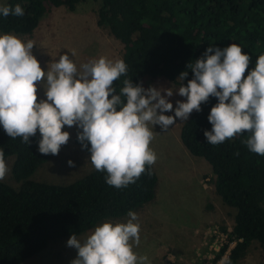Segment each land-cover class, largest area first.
I'll return each mask as SVG.
<instances>
[{
  "label": "trees",
  "instance_id": "trees-1",
  "mask_svg": "<svg viewBox=\"0 0 264 264\" xmlns=\"http://www.w3.org/2000/svg\"><path fill=\"white\" fill-rule=\"evenodd\" d=\"M85 1L5 0L8 6L19 3L24 15L0 16V32L30 34L52 8L63 5L73 10ZM97 16L121 44V59L128 66L126 74L113 82L117 91L126 77L142 85L145 77L178 84V73L208 44L236 43L249 54V67L264 52V0H100ZM215 102L210 96L200 112L193 110L182 122L179 138L191 155L208 162L215 192L235 209L232 229L213 258L217 261L234 242L227 255L232 262L253 241L264 248V156L247 149L243 133L215 145L206 142L203 130L210 128L206 116ZM38 138L37 132L25 144L0 129L5 158L15 155L11 172L18 183L0 180V264H21L51 239L80 235L103 219L126 216L129 209L134 211L155 196L158 176L153 165H146L134 183L119 189L105 183V173L94 168L68 183L30 179L52 156L37 151Z\"/></svg>",
  "mask_w": 264,
  "mask_h": 264
},
{
  "label": "clouds",
  "instance_id": "clouds-1",
  "mask_svg": "<svg viewBox=\"0 0 264 264\" xmlns=\"http://www.w3.org/2000/svg\"><path fill=\"white\" fill-rule=\"evenodd\" d=\"M8 15L23 16L24 8L0 3V16ZM34 45L0 32V129L25 144L38 132L41 154L57 155L70 135L62 128L75 126V139L92 167L105 173V183L126 188L157 159L150 147L154 127L162 132L187 120L211 96L216 102L206 116V142L215 145L243 133L247 149L264 156V52L249 67V54L236 43L208 44L178 73V84L144 87L126 77L117 91L113 82L128 67L123 59L100 56L77 66L74 53L59 52L42 69ZM174 92L184 97L175 106L169 99ZM66 163L74 165L71 159ZM8 170L0 147V179ZM139 232L137 214L129 209L124 221H102L83 238L72 233L65 242L76 252L69 264H150L147 256L133 250ZM222 264L231 261L224 257Z\"/></svg>",
  "mask_w": 264,
  "mask_h": 264
},
{
  "label": "rangeland",
  "instance_id": "rangeland-1",
  "mask_svg": "<svg viewBox=\"0 0 264 264\" xmlns=\"http://www.w3.org/2000/svg\"><path fill=\"white\" fill-rule=\"evenodd\" d=\"M4 2L0 0V3ZM99 5L100 0H88L77 3L73 10L63 5L52 8L39 19L32 33L14 34L35 43L32 52L42 69L59 52L74 53L71 58L77 66L100 56L121 59V44L109 34L105 24L99 23ZM171 83L175 84L164 77H145L143 80L144 87L149 84L168 87ZM41 95L38 89V99ZM169 99L175 106V100L184 97L174 92ZM177 122L162 132L158 126L154 127L156 132L150 147L157 156L153 166L158 183L154 198L134 210L140 224V242L133 246V250L138 255L147 256L150 264H222L227 251L217 261L213 262V258L232 229L235 209L224 204L215 192L208 162L191 155L183 146L179 138L183 121ZM62 130L69 132L68 142L61 146L57 155L40 164L30 179L62 184L93 169L87 154L73 140L75 126H65ZM14 156L11 154L5 158L9 170L0 180L17 186L11 172ZM68 159L74 162L72 167L67 165ZM126 219L127 215L98 223ZM90 230L77 237L83 238ZM67 238L51 239L44 249L21 264H69L76 252L66 246ZM231 264H264V248L253 241L246 253Z\"/></svg>",
  "mask_w": 264,
  "mask_h": 264
},
{
  "label": "built area",
  "instance_id": "built-area-1",
  "mask_svg": "<svg viewBox=\"0 0 264 264\" xmlns=\"http://www.w3.org/2000/svg\"><path fill=\"white\" fill-rule=\"evenodd\" d=\"M234 244V242H232ZM230 244V243H229ZM232 247L231 245H229L228 249H227V255H228V252H229V248ZM226 253V252H225Z\"/></svg>",
  "mask_w": 264,
  "mask_h": 264
}]
</instances>
